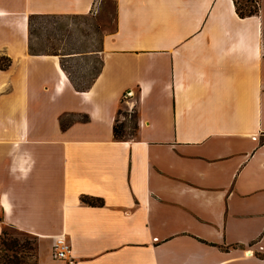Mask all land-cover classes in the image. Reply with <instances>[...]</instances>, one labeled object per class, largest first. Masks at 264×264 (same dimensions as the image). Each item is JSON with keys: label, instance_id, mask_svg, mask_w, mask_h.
I'll list each match as a JSON object with an SVG mask.
<instances>
[{"label": "crops", "instance_id": "0c3cea01", "mask_svg": "<svg viewBox=\"0 0 264 264\" xmlns=\"http://www.w3.org/2000/svg\"><path fill=\"white\" fill-rule=\"evenodd\" d=\"M108 3L114 29L96 50L30 51L31 19L102 16ZM256 8L0 0V236L33 237L36 264H264V0ZM82 57L99 68L78 89L63 60L92 64ZM121 109L134 128L115 138ZM56 238L66 260L50 256Z\"/></svg>", "mask_w": 264, "mask_h": 264}, {"label": "rangeland", "instance_id": "374dc122", "mask_svg": "<svg viewBox=\"0 0 264 264\" xmlns=\"http://www.w3.org/2000/svg\"><path fill=\"white\" fill-rule=\"evenodd\" d=\"M247 7L245 12L256 8L252 0H242ZM114 4L108 3L106 15L93 17H67V18H33L30 20L32 53L45 54H81L89 53L98 48L99 38L105 32H112L114 29ZM85 56V55H83ZM84 60H92V64L80 62V58L63 60L64 68L69 72L76 88H86L98 68V61L94 58L82 57ZM119 119L124 120L127 129L119 128L118 136L122 137L131 134L134 128L133 119L125 110H119ZM127 132V133H126ZM7 236L0 240V264L4 257H18L23 264H34L36 241L33 237L18 233L13 230H5ZM16 240L18 245L12 251L3 246V241ZM26 246V247H25ZM30 247L32 251L27 248ZM41 254H47V248L39 246ZM51 256V255H50ZM52 258V256H51Z\"/></svg>", "mask_w": 264, "mask_h": 264}, {"label": "trees", "instance_id": "16d2710c", "mask_svg": "<svg viewBox=\"0 0 264 264\" xmlns=\"http://www.w3.org/2000/svg\"><path fill=\"white\" fill-rule=\"evenodd\" d=\"M257 12V8L254 9H250L247 11L246 14H248L247 16H252ZM240 16H242V13H239ZM2 67V66H1ZM7 65H5L3 68H6ZM118 133H119V129H117L116 127L114 128V136L115 138H118ZM82 202L84 204H87L89 206H96V205H101L102 202L101 200L98 199H93V198H88V197H83L82 198ZM6 230V229H5ZM5 230H3L1 236H0V240H2L5 236H7ZM18 245L16 240H12V241H3V246L8 250V251H12L14 248H16ZM26 247V246H25ZM28 250L32 251L33 249H31L30 247L27 248ZM35 252V262L34 264H36V247L33 250ZM1 264H23V262L16 256H12V257H4V260Z\"/></svg>", "mask_w": 264, "mask_h": 264}, {"label": "built area", "instance_id": "2783aa9c", "mask_svg": "<svg viewBox=\"0 0 264 264\" xmlns=\"http://www.w3.org/2000/svg\"><path fill=\"white\" fill-rule=\"evenodd\" d=\"M257 7V0H252ZM129 94H126L124 98L128 97ZM70 253V246L65 241L64 238H56L54 239V243L52 246V259L55 261H63L68 258Z\"/></svg>", "mask_w": 264, "mask_h": 264}]
</instances>
